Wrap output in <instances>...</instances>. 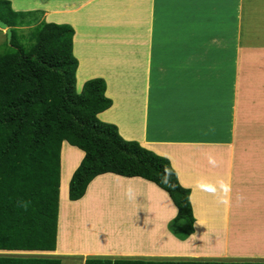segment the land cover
Masks as SVG:
<instances>
[{"label":"crops","instance_id":"crops-1","mask_svg":"<svg viewBox=\"0 0 264 264\" xmlns=\"http://www.w3.org/2000/svg\"><path fill=\"white\" fill-rule=\"evenodd\" d=\"M171 1L172 0H161L160 3L162 5L157 7L154 5V0H50V7L48 6V8L43 10L44 15L42 20L49 18L47 23L70 25L74 29V54L79 61V70L82 68L83 71L95 74L94 77L90 78L91 80L92 78L96 79V74L99 73L98 69L94 68L96 65L95 63L93 64V62L99 60L96 57L101 54L111 55L113 52L120 53L114 57L108 56L111 57V59L105 60V62H110L106 68L109 70H106V73L112 74L113 71L111 70L116 65L127 70L125 72L120 69L119 71L122 73H129V71H132L133 68L136 67L134 65L136 61L135 58L130 57L134 59V62L126 63L127 61L125 62V60L122 59L123 56L121 54L124 48H116L120 38H125V33L133 31L136 34L130 36V47L134 46L133 43L144 40L143 47L147 49L149 54V60L146 58L144 63L151 62L153 65V61H151L153 54L154 52L155 54L159 53L161 49L158 48L155 51L154 36L156 32L168 38V35H170L168 32L174 29L178 37V42L182 45H186L185 42L188 41L189 38L194 42L198 39L197 45H199L202 39V33L206 31L196 33V31L201 29L199 25L202 24L199 19L200 13H198L197 10H204L203 4L209 3L211 6L208 13H210V17L214 21L213 27H216L217 22L219 23L221 21L217 18L219 15H222L227 21L231 19L230 17H232V15H236L238 20L236 22H239L237 24L240 25V30L234 33L236 37V52L233 50V54L231 55L232 60H226L228 62L225 64L223 70L219 72L216 68V65L223 61L220 60V58L213 62L210 61L212 68L214 65L215 68L210 69L206 78L202 76L201 69L197 68V66H195L196 64L190 69L186 68L188 70V81L190 82L186 87L192 86L199 94V99L209 96V93L211 96L207 97L208 100L212 106H215L217 111L224 116V122L212 118L211 124L219 126L210 128V136H205V133L202 134L204 128L201 125H197L204 140L201 138L199 140H193V136L189 138L184 136L183 140H179L178 142H174V139H172L171 141L169 140L168 143H163L164 147L168 148L167 150H151L149 147L153 146L154 142H145L143 138L139 139L138 135H136L137 138H132L133 134L131 131H129L131 134L128 133L127 135L133 140L139 141L141 145L146 143L143 144L145 145L143 147L146 149L160 156L170 158L172 160L169 159L171 163L174 161V164H179L180 169L178 170L176 165L174 166L175 171L177 170L178 172H176L178 181L182 170H186L184 175L191 176V178L189 180L187 179L184 183L180 181L179 183L191 192L190 200L197 219L195 223V233L188 236L186 240L180 239L185 237L176 238L172 233H168L164 227L176 217L178 212L169 195L155 184L141 178H125L134 181L131 183H147L149 186L144 187L141 185L140 189L141 187L142 189L150 188L148 193L152 205L155 206L158 204L159 206L161 205V208L163 206L162 210L159 208V211L156 212L159 217L158 226L151 223L149 226L150 230H148V232L152 234L162 232L160 230L164 229L162 233L164 239L160 241L161 246L158 245L159 241L156 242L155 240L154 242L156 243L149 245V247L145 249H141L138 246V248L135 247V249L130 248L119 251L103 250L97 248V246H87V243H90V238L88 237L87 239L84 237L86 240L83 239L85 244L75 242L71 239L74 227L71 226L70 228L67 226V237L65 236V238H62L65 239V241H60L58 233L57 248L53 253H0V257L58 259L61 261V264H67V261H70V264H86L88 260L93 259L112 261L139 260L146 262H222V260L219 259H225L226 261L223 262L227 263L252 262L251 258L264 259V254L252 255L242 253L244 248H238L232 253L229 251L230 246H232L230 245L232 241L238 242L239 240L238 243L242 242L237 232L240 234L246 232L243 226H245L246 221L250 220L248 217L254 212L257 214L264 211V163L260 166L257 165V156L245 158L243 155L239 156V154H237V152L241 151H251L249 147H245V144L243 147L240 146V143L245 142L244 137L247 136V132L245 131L247 125L243 124V122L246 121V118L250 115L248 111L243 112L244 110H241L240 104L256 102V99H259V90H263L262 86H260V80L264 81V75H262L264 74V0H187L188 4L184 0L185 3L183 2L182 4L184 5L181 7L171 5ZM186 5L191 8L190 15L187 13ZM223 6L224 10L227 12H224V15L221 9ZM236 8L238 11L232 13ZM205 11L207 10L205 9ZM246 18L248 19L245 20ZM182 19H184V27L182 31H179L181 28L177 27V25ZM133 21L135 22V26L133 25ZM175 22L176 24H173ZM225 24L228 25L227 22H225ZM143 27L144 29L141 30ZM213 27L209 29V38H213ZM206 34L205 32L203 35ZM239 40L241 43L243 40L245 41V48L249 51L255 50L256 56H261V59L254 57L252 61L253 66H249L245 70L241 67V60H239L240 62L238 63V59H236V57H238L237 49L239 45L237 41ZM155 43H158L157 39ZM86 49L93 56L88 57L85 54ZM79 50H81L82 53L78 54ZM200 52L201 51H188L184 55L188 58H195L194 63L196 62V57H198L197 63L200 64ZM204 54L210 53L204 52ZM210 56H212V54ZM222 56L224 57L223 54ZM115 58L120 61L119 64L116 63ZM155 68L158 70L157 73L160 72L159 68ZM160 70L163 74L164 68L162 67ZM191 70H193L194 73H190ZM196 70L200 73L197 74ZM244 72L247 74L246 77ZM147 73V82L142 84L145 86L147 84L152 85V73L149 71V67ZM83 74L85 73L83 72ZM189 75H191V77ZM107 78H109V81L112 80L114 83H117L112 75ZM142 85L134 83L130 86V89L133 90L132 92L136 93L142 88ZM212 88L214 89L213 92ZM118 92L117 94L119 96ZM251 94L253 96H251ZM197 98L198 97H187L185 103L190 104L194 102L191 105H195L194 100ZM189 100H192V102ZM112 102L113 106L111 108L117 109V102L113 100ZM256 103H258V106H264V99ZM263 111L264 109H258L255 113H263ZM193 113L195 117L199 115L203 120H208L210 117L205 114L201 115L200 112L197 113L193 111ZM241 114H245L244 118L240 117ZM182 119L183 116L181 115L179 121ZM132 120L133 118H131V125H133ZM131 127L133 129V126ZM173 135L175 136V134ZM182 137L183 135L179 138ZM255 137V135L250 134L249 140ZM258 141L259 140H251L249 143L258 144ZM193 153H195L194 156ZM176 154L178 157H175V159L173 155ZM192 161H194V164H192ZM191 165H193L192 168L190 167ZM72 169L73 173L77 168L74 166ZM107 175L113 176V174ZM112 182H115V180H111L110 183ZM152 185L154 188H151ZM136 187L139 186L136 185ZM63 192L67 199L66 202L68 203L69 188L67 187L65 190L61 187V196ZM92 195L93 193H90L87 197L85 196L78 202H72V204L75 203L76 206L81 204L80 208L82 207L87 211H92L91 205L95 208V200L97 199ZM247 210H252V213L249 214ZM94 216L93 218H95ZM252 221L254 220L252 219ZM228 230L230 234H228ZM206 233L224 234L225 250L222 252L219 247H214L211 243H200L198 235H204ZM86 234H88V232H86ZM258 234H261V230L259 232L251 230L249 233H245V238L248 241L256 240L254 244H260L259 246L264 248V237H260L262 235ZM251 235H254L253 238ZM96 238L99 239L98 236H96ZM77 241H79V239H77ZM191 242H196L199 246L196 245L195 247ZM65 243L67 247L64 246L66 245ZM190 245H192V247ZM216 248L221 252L217 253ZM255 262L264 263V261Z\"/></svg>","mask_w":264,"mask_h":264},{"label":"trees","instance_id":"trees-1","mask_svg":"<svg viewBox=\"0 0 264 264\" xmlns=\"http://www.w3.org/2000/svg\"><path fill=\"white\" fill-rule=\"evenodd\" d=\"M22 12L0 0V31L7 30L0 42V253L56 251L65 143L84 153L69 182L70 202L82 200L102 175L141 178L169 195L178 211L172 222L187 226L180 237L194 234L191 192L179 183L171 161L100 120L113 105L103 79L85 81L77 91L74 29L43 21L44 12L38 19ZM0 264L61 261L0 257ZM86 264L264 263L93 259Z\"/></svg>","mask_w":264,"mask_h":264},{"label":"rangeland","instance_id":"rangeland-1","mask_svg":"<svg viewBox=\"0 0 264 264\" xmlns=\"http://www.w3.org/2000/svg\"><path fill=\"white\" fill-rule=\"evenodd\" d=\"M12 3V8L22 13L29 15L30 17H37L40 18L43 14V10L50 7V0H8ZM188 4V1L185 0ZM244 1V0H243ZM161 0H154V5L159 7L162 4L160 3ZM184 0H172L171 5L175 7H181ZM185 3V2H184ZM35 6V7H34ZM187 6V5H186ZM204 10L198 9V13H200V21L201 27L200 30L196 31V33H201L205 31L207 34L203 35L205 32L202 33V39L200 40V44H198V39L194 42L191 38L185 42L186 45H182L178 42V37L176 36L175 30L171 29L168 32V38L165 35L160 33H155L154 36V44H155V51L158 48H161L159 53L153 54L152 60L153 65L150 63H144L146 58L149 60V54L147 49L143 47V41H137L134 46H131L130 36L136 35L135 32L131 31L130 33L124 34V39L120 38L119 43L116 45V48H124L121 52L123 56V60L126 63L135 62L134 65L136 67L133 68L132 71L129 73H122L121 70L127 71L123 67H119L116 65L112 68L111 73H106V69L110 62H105V60L111 59L112 56L114 57L119 52H113L111 55L101 54L96 57L97 61H94L99 73H97L96 78L103 79L106 83L108 92L106 93V97L110 100L116 101L117 109L110 108L106 110L100 117L102 122L114 124L118 127L120 134L126 140H133L132 138H137L136 135L139 136V139H144L146 141L154 142L153 146H148L151 150H167V147H164L163 143H168V141L174 139V142H178L179 140H183L184 136L186 138L194 137V139L199 140L200 138L204 140L203 135L210 136V128L217 127L219 125L211 124V119H217L218 121L224 122V116L221 115L215 106H212L210 101L207 97L211 96L209 93L207 97H203L199 99V94L192 88L186 87L187 84H190L188 81V70L194 64L197 68L201 69V74L203 77H207L212 65L210 61H214L216 59L223 60L222 63L216 65V68L219 72L223 70L225 64L228 62L226 60H230L232 58L233 50L236 52V37L234 36L235 31L240 30V25L236 22L238 21L236 15H232L230 20H226L222 15H219L217 18L220 21L217 22L216 27H213L214 21L210 17V13H208L209 9L211 8L209 3L203 4ZM232 7V6H231ZM264 8V7H263ZM190 7L187 6V13L188 15L191 14ZM205 9L207 11H205ZM224 12V6L221 8ZM250 9V8H248ZM237 8L232 11V13H236ZM227 13V12H226ZM103 15V14H102ZM34 18V17H33ZM189 18V17H187ZM197 18V17H195ZM46 19V20H45ZM43 21L48 22L49 18H45ZM246 18L245 20H247ZM192 20V19H191ZM228 23V25L225 24ZM177 27L181 28L179 31H182L184 27V19H182ZM173 24H176L173 23ZM133 25L135 26V22L133 21ZM132 25V26H133ZM211 27L214 28V32L212 34L213 38H209ZM136 28V27H132ZM196 28V25H195ZM144 29L141 28V30ZM26 30V29H25ZM187 30V28H186ZM213 31V30H212ZM7 30L0 31V42H3L5 38V34ZM194 33V32H192ZM241 36V35H240ZM264 37V36H263ZM158 43H155V41ZM137 40V39H136ZM122 43V44H120ZM195 43V46H194ZM153 44V49H154ZM238 49V63L241 60V67L247 69L249 66H253V58L261 59V56H256L255 50L249 51L246 47L245 41L241 43L240 40L237 41ZM240 49V50H239ZM188 51H201L200 54V64L197 63L198 57H196V62L194 63L195 58H188L184 55ZM263 51V49H262ZM210 53V54H204ZM264 52V51H263ZM82 53L81 50L78 51V54ZM85 54L89 56H93L87 49L85 50ZM159 54V55H158ZM212 54V56H210ZM224 55V57L222 56ZM255 54V56H254ZM135 56V57H134ZM133 57V58H130ZM103 60V61H101ZM116 60V63L119 64L120 61ZM122 60V61H123ZM232 60V59H231ZM148 64V65H147ZM146 67V68H145ZM149 67V71L152 73L151 84H145L147 82V69ZM159 71L157 73V69ZM164 68L163 74L160 68ZM187 68V69H186ZM215 68V65L212 69ZM86 70V69H85ZM243 70V71H244ZM83 72L85 74H83ZM79 84L77 91L81 92V87L86 80H90L91 77H94L95 74L92 72L88 73V71H83L81 68L79 71ZM190 73H194L193 70ZM196 73H200L196 70ZM200 74V75H201ZM224 74V73H223ZM245 77L247 74L244 72ZM112 75L113 79L117 82L114 83L112 80L109 81V78ZM264 75V74H262ZM101 76V77H100ZM191 77V75H189ZM115 77V78H114ZM225 77V74H224ZM94 79V78H92ZM91 79V80H92ZM156 80V81H155ZM263 90H259L260 95L259 99H256V102L261 101L264 99V81L260 80ZM263 81V82H262ZM253 82V81H252ZM134 83H138L142 85V88L134 93L133 90L130 89V86ZM135 89V88H134ZM119 90V92H118ZM220 90V89H219ZM214 89L212 88V92ZM119 93V96L117 94ZM251 96H253L251 94ZM132 97V98H131ZM187 97L195 98L198 97L195 101V105H191L192 100H189L190 104H186ZM132 100H131V99ZM251 102L249 104H240L241 110L243 112H247L250 114L246 121L243 124L247 125L246 132L247 136L244 137V143H240V146L249 147L250 152H237L239 156H244L245 158H250L257 156L258 161L257 165H262L264 163V111L263 113H255L258 109L263 110L264 106H258V103ZM193 107V108H192ZM200 109V110H199ZM194 112H197L202 115L205 114L210 116L208 120H203L198 115L195 117L193 115ZM202 111V112H201ZM180 114V115H179ZM107 115V116H106ZM181 115L183 119L181 121ZM245 114H241V118H244ZM106 117V118H105ZM111 117V118H109ZM109 118V119H108ZM131 118H133L131 125ZM197 123V124H196ZM197 125H201L204 130L203 133H200V130L197 128ZM133 126V129L132 127ZM126 129V130H124ZM154 130V131H153ZM123 131V132H122ZM131 131L132 138L127 136L126 132L130 133ZM153 132V133H152ZM175 134V136L173 135ZM253 134L256 137L249 140V135ZM183 135L182 138H179ZM238 135V133H237ZM135 136V137H134ZM251 140H259L258 144L249 143ZM137 141V140H134ZM139 142V141H138ZM140 143V142H139ZM158 143V144H157ZM146 144V143H143ZM142 146H145L143 145ZM175 145V144H173ZM148 149V150H149ZM150 150V151H151ZM194 150V147H193ZM238 151V149H237ZM195 153H193L194 156ZM67 155V156H66ZM62 179H61V187L65 190L67 187L69 188V181L71 174L73 175L72 171L68 168V164L66 163L67 159L70 158L76 168L80 165L83 159V153L68 144H64L63 152H62ZM173 157H178L177 154L173 155ZM170 159V158H168ZM176 159V158H175ZM171 160V159H170ZM172 161V160H171ZM173 167L176 165L177 170L179 168V164H174ZM194 164V161H192ZM253 164V161H252ZM193 165L190 167L192 168ZM175 169V167H174ZM71 171L70 173L68 171ZM73 170V169H72ZM176 170V172H177ZM186 170H182L181 175L179 177V181L184 183L187 179L189 180L191 176L184 175ZM69 173V174H68ZM178 173V172H177ZM180 173V171H179ZM116 177V176H106L102 175L97 177L91 186L88 187L86 192V197L93 193V195L97 198L95 200V208L91 205L92 211H87L85 208H80L79 205L72 204V202H66V196L63 192L62 194V202H60V207L62 209L59 218L58 224V233L59 237L62 238L66 236V229L67 226L71 228L74 227L72 232V237L75 242L80 244H85L83 239H87V237H91L90 243H87V246H92L103 249V250H123V249H135L138 246L141 249H145L149 247V245L154 244L159 241L158 245L161 246V242L163 241V229L162 232L156 233H149L150 224L153 223L156 226L159 224V217L157 213L159 208L162 210L161 205L159 206L156 204L155 206L152 205L151 199L147 189H140V186L143 185L144 187L149 186L147 183L143 182H134L133 180L125 179L124 177ZM111 180H115V182H111ZM117 180V181H116ZM139 186V187H136ZM151 188H154L153 185ZM144 190V191H143ZM144 192V193H143ZM163 198V197H162ZM149 199V200H148ZM69 200V198H68ZM150 205V207H149ZM79 206V207H78ZM197 206V205H196ZM67 210V211H66ZM262 211V210H261ZM250 214L252 210H247ZM96 214V215H95ZM248 214V215H249ZM259 218H258V215ZM253 213L248 218L249 221H246L245 226H243L245 233H249L251 230H256L259 232L261 230L262 235L260 237H264V211L261 213ZM95 215V216H94ZM68 216V217H67ZM93 216L95 218H93ZM68 219V220H67ZM252 219L254 221H252ZM143 225V226H142ZM65 227V228H64ZM62 229V231L60 230ZM164 229L168 233H172L173 236L180 237L185 234L187 231V226L184 221H180L178 223H173L170 221L167 223V226ZM160 230V231H161ZM61 231V232H60ZM65 231V235H64ZM148 233H147V232ZM186 231V232H185ZM80 232V233H79ZM88 232V234H86ZM185 232V233H184ZM77 236H76V234ZM84 233V234H83ZM239 239L242 240L241 243L236 241H232L230 243L229 251L232 253L238 248H244L242 253L244 254H264V248L259 246L260 244H254L256 240L248 241L245 238V233L240 234L237 232ZM61 234V235H60ZM228 234L229 230H228ZM58 235V234H57ZM250 235V234H248ZM99 237V239L96 238ZM199 240L202 244H213L214 247H219L221 251L225 250V239H223L224 234L220 235L219 233H206L204 235L199 234ZM252 236V235H251ZM254 236V235H253ZM252 236V238H253ZM85 237V238H84ZM125 237V241H124ZM152 237V238H151ZM256 237V236H255ZM83 238V239H82ZM161 238V239H160ZM186 238V236H185ZM216 238V239H215ZM251 238V237H250ZM79 239V241H77ZM156 240V242H154ZM186 240V239H185ZM65 239L63 240V242ZM74 242V243H75ZM146 243V244H145ZM192 245L199 246L196 242H191ZM66 244V243H65ZM138 245V246H137ZM192 245H190L192 247ZM208 246V245H207ZM206 247V246H205ZM253 247V248H252ZM199 249V247H198ZM217 253L221 252L216 248ZM251 258L252 262L255 261H264V259L259 258ZM222 260V259H219ZM223 262V261H222Z\"/></svg>","mask_w":264,"mask_h":264},{"label":"bare ground","instance_id":"bare-ground-1","mask_svg":"<svg viewBox=\"0 0 264 264\" xmlns=\"http://www.w3.org/2000/svg\"><path fill=\"white\" fill-rule=\"evenodd\" d=\"M35 7V6H34ZM63 18V17H62ZM84 36V35H83ZM86 73V72H85ZM107 116V115H106ZM106 118V117H105ZM109 118H111V117H109ZM108 118V119H109ZM124 130H126V129H124ZM123 132V131H122ZM126 134L128 135V132H126ZM131 134V133H130ZM135 137V136H134ZM67 156V155H66ZM67 162V164L70 166H68V168L72 171V168L75 166V164H74V162L71 160V159H67L66 160ZM68 171L69 173L71 172V171ZM68 173V174H69ZM141 189H142V187H141ZM144 191V190H143ZM144 193V192H143ZM93 196V195H92ZM92 198V197H91ZM157 198H158V195H157ZM160 198V197H159ZM149 200V199H148ZM156 200V199H155ZM158 200V199H157ZM90 201V200H89ZM159 201H161V200H159ZM165 202V201H164ZM81 205V204H80ZM79 205V206H80ZM149 207H150V205H149ZM62 211V210H61ZM67 211V210H66ZM68 217V216H67ZM164 218V217H163ZM166 218V217H165ZM168 219V218H167ZM68 220V219H67ZM143 226V225H142ZM65 228V227H64ZM66 229V228H65ZM61 231H62V229H60ZM164 230V229H163ZM60 231V232H61ZM162 231V230H161ZM147 232V231H146ZM148 233V232H147ZM162 234V233H161ZM61 235V234H60ZM64 235H65V231H64ZM67 237V236H66ZM64 238V237H63ZM89 238V237H88ZM152 238V237H151ZM60 239H61V237H60ZM83 239V238H82ZM90 239H91V237H90ZM161 239V238H160ZM193 239V238H192ZM64 240V239H63ZM86 240V239H85ZM61 241V240H60ZM124 241H125V237H124ZM66 242H67V238H66ZM61 244V243H60ZM146 244V243H145ZM175 245V244H174ZM65 247H67V244L66 245H64ZM138 246V245H137ZM195 247H196V244H195ZM60 248H61V246H60ZM178 248V247H177ZM194 248V247H193ZM63 249H64V247H63ZM68 249V248H67ZM201 250V249H200ZM197 252V251H196ZM195 256V255H194ZM198 256H199V254H198Z\"/></svg>","mask_w":264,"mask_h":264},{"label":"clouds","instance_id":"clouds-1","mask_svg":"<svg viewBox=\"0 0 264 264\" xmlns=\"http://www.w3.org/2000/svg\"><path fill=\"white\" fill-rule=\"evenodd\" d=\"M17 12H19V11H17ZM55 24V23H54ZM63 25V24H62ZM113 106V105H112ZM100 118V117H99Z\"/></svg>","mask_w":264,"mask_h":264}]
</instances>
